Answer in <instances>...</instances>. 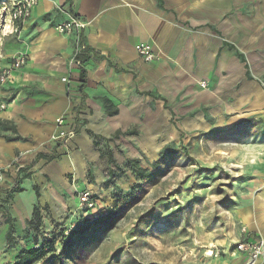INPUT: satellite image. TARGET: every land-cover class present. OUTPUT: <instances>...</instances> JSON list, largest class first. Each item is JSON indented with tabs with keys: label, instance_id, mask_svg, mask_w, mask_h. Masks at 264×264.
<instances>
[{
	"label": "crops",
	"instance_id": "obj_1",
	"mask_svg": "<svg viewBox=\"0 0 264 264\" xmlns=\"http://www.w3.org/2000/svg\"><path fill=\"white\" fill-rule=\"evenodd\" d=\"M71 18L87 27L59 34ZM81 40L88 60L79 68L71 63ZM142 45L158 60L146 63ZM21 54L26 66L0 87V189L18 177L23 189L9 204L12 226L25 227L36 207L69 211L79 179L104 158L102 139L237 131L225 143L252 152L243 163L251 171L234 209L236 240H221L224 257L212 264H247L237 243L264 239V0H42L17 34L0 38V72ZM67 130L73 140L55 139ZM3 213L0 251L9 231Z\"/></svg>",
	"mask_w": 264,
	"mask_h": 264
},
{
	"label": "rangeland",
	"instance_id": "obj_2",
	"mask_svg": "<svg viewBox=\"0 0 264 264\" xmlns=\"http://www.w3.org/2000/svg\"><path fill=\"white\" fill-rule=\"evenodd\" d=\"M237 133L183 130L180 140H174L166 129L148 131L138 138L102 139L99 150L110 151L114 163L104 157L97 168L85 172L69 211L58 214L48 207L39 208L41 219L35 228L29 224L32 216L25 227L12 226L8 208L14 195H0V208L9 225L0 264H14L21 251L31 249L45 254L35 264L219 262L225 248L220 241L236 240L234 209L244 203L240 189L246 187L251 171L246 161L252 152L236 151L225 143ZM219 141H223L221 145ZM132 164L135 169L154 170L151 182L137 177ZM14 183L7 182L9 187L3 186L0 194ZM140 185L146 186L147 193L134 200ZM85 192L91 194L90 202L82 200ZM123 206L125 211L111 226L106 219ZM74 231L78 234L70 239ZM51 242L54 252L49 251Z\"/></svg>",
	"mask_w": 264,
	"mask_h": 264
},
{
	"label": "built area",
	"instance_id": "obj_3",
	"mask_svg": "<svg viewBox=\"0 0 264 264\" xmlns=\"http://www.w3.org/2000/svg\"><path fill=\"white\" fill-rule=\"evenodd\" d=\"M41 1L42 0H0V38L17 34L19 32L20 23L24 22L32 15L34 8L38 6ZM86 27L87 24L78 18H71L70 21L56 26V31L62 35H71L74 31L83 30ZM80 42L78 43L71 63L72 66L79 68L83 66L80 56L86 50V46ZM137 53L146 63H151L158 60L157 55H155L147 46L142 45L138 47ZM26 64L27 56L25 54H21L13 58L10 67H6L0 72V87L6 85L10 81L14 70L21 69L26 66ZM63 80L66 81V79ZM201 86L205 88L206 84L202 83ZM1 108H4V106L2 105ZM59 123L62 126L63 119ZM75 137V130H67L59 132L55 139L67 143L73 140ZM2 181L3 176L0 173V183ZM82 194V200L84 202H90L91 194L89 192ZM235 251L239 253H247V264H259L260 259L264 256V239H260L259 241L255 242H239L235 246Z\"/></svg>",
	"mask_w": 264,
	"mask_h": 264
},
{
	"label": "trees",
	"instance_id": "obj_4",
	"mask_svg": "<svg viewBox=\"0 0 264 264\" xmlns=\"http://www.w3.org/2000/svg\"><path fill=\"white\" fill-rule=\"evenodd\" d=\"M67 1L72 5L74 0H67ZM80 43L85 45L82 40H81ZM228 47H229V49L231 51L235 50L236 54H237V57L240 58L242 60V62L246 63V60H245L243 54L238 52L235 46L228 45ZM80 58H81L83 64L88 60V48L87 47H86V50L84 51V53L80 56ZM246 68L249 69L247 65H246ZM81 79L83 80V83L86 82V72L83 69L81 70ZM111 107H112L111 104H107V108H111ZM117 114H118V110L117 109H114L112 112H109V116H115ZM117 134H120V132H118ZM126 134H128V135H136L135 132H128ZM8 140H10V139H8ZM58 157L59 156L57 154H54V155H43V154H41L39 159H44V160H46L48 162H52V161L56 160ZM102 157H107L109 164H113L114 163V157H113V155H112V153L110 151H107L105 154H102ZM157 164H159V163L157 162L155 165L157 166ZM131 167H132V169L134 171V174L137 177L141 178L145 183L151 182V180H152V178L154 176V170L153 171H149L148 169H144V170L135 169V166L133 164H132ZM158 174L159 173L157 172L156 175H158ZM21 182H22V178L18 177L16 182L14 183L12 188L10 189V192L8 193L9 196H12L13 194H19V193L23 192V189L20 186ZM144 187H146V186L145 185H140V186L136 187L135 192L137 194L135 195L136 197H134V200L140 199L141 197H143L147 193V189L144 188ZM124 211H125V207L123 206L121 209L116 211V213H113L111 216H109L106 219L107 222L112 224L111 226H114V224H116V222L118 221V218H119L120 214H122ZM40 219H41V211H40V209L38 207H36V208H34L33 213H32V221H30V223H29L30 226H33L35 223L38 224V220H40ZM79 230H77V231H79ZM77 231H74L72 233V236L70 237V239H73L74 236H76V234H78ZM82 236L83 235H81L79 237H82ZM49 246H50L49 251L50 252H54V249H55L54 243L51 242V244ZM44 256H45V254L43 253V251H38V249H31V250H28V251H21L19 253V255L17 256L16 261H15L14 264H35V263L40 262L41 260H43ZM58 256L61 257L62 254H60ZM51 258L54 259L56 257H55V255H52Z\"/></svg>",
	"mask_w": 264,
	"mask_h": 264
}]
</instances>
